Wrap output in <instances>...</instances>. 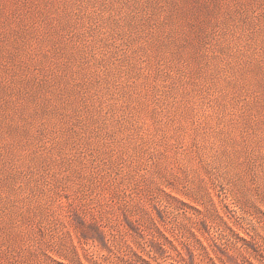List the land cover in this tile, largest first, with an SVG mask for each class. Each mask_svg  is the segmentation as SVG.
I'll list each match as a JSON object with an SVG mask.
<instances>
[{
  "label": "rangeland",
  "instance_id": "obj_1",
  "mask_svg": "<svg viewBox=\"0 0 264 264\" xmlns=\"http://www.w3.org/2000/svg\"><path fill=\"white\" fill-rule=\"evenodd\" d=\"M0 264H264V0H0Z\"/></svg>",
  "mask_w": 264,
  "mask_h": 264
}]
</instances>
